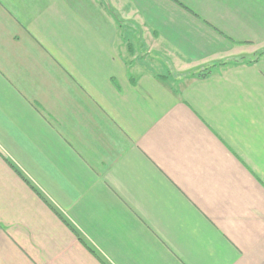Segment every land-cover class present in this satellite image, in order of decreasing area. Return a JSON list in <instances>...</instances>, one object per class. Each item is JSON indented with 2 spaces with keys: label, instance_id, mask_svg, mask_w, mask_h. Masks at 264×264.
I'll use <instances>...</instances> for the list:
<instances>
[{
  "label": "crops",
  "instance_id": "0c3cea01",
  "mask_svg": "<svg viewBox=\"0 0 264 264\" xmlns=\"http://www.w3.org/2000/svg\"><path fill=\"white\" fill-rule=\"evenodd\" d=\"M251 48L264 0H0V264H264Z\"/></svg>",
  "mask_w": 264,
  "mask_h": 264
},
{
  "label": "rangeland",
  "instance_id": "374dc122",
  "mask_svg": "<svg viewBox=\"0 0 264 264\" xmlns=\"http://www.w3.org/2000/svg\"><path fill=\"white\" fill-rule=\"evenodd\" d=\"M140 39H141L140 44H139V42H138V44L133 42L134 45H137V46H133L134 48L132 49V50H135V53H137L136 56H134L135 58L132 59V57H133L132 54L126 55V61L129 63H133L135 72H143L145 70H149L150 66H149L148 62L152 61V59L155 60L156 59L155 55H157L156 52H158V49L155 46L154 47L148 46L147 43L144 40H142V38H140ZM251 50H254V49L251 48ZM263 53H264V48L254 50V56L255 57H259ZM130 57H131V60H130ZM146 61H148V62H146Z\"/></svg>",
  "mask_w": 264,
  "mask_h": 264
},
{
  "label": "trees",
  "instance_id": "16d2710c",
  "mask_svg": "<svg viewBox=\"0 0 264 264\" xmlns=\"http://www.w3.org/2000/svg\"><path fill=\"white\" fill-rule=\"evenodd\" d=\"M262 55H264V53L263 54H261V56ZM249 62H252V60H250ZM209 71V68H205L202 72H201V74H206L207 72ZM10 164V163H9ZM10 166L12 167V168H14L11 164H10ZM14 170L18 173V171L14 168ZM19 174V173H18ZM22 177V176H21ZM23 178V177H22ZM25 180V179H24Z\"/></svg>",
  "mask_w": 264,
  "mask_h": 264
}]
</instances>
